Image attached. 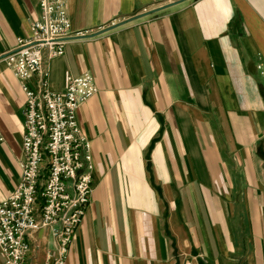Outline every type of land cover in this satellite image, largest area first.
<instances>
[{"label": "crops", "instance_id": "0c3cea01", "mask_svg": "<svg viewBox=\"0 0 264 264\" xmlns=\"http://www.w3.org/2000/svg\"><path fill=\"white\" fill-rule=\"evenodd\" d=\"M174 2L67 0L82 36L51 59L50 88L88 72L97 92L77 112L94 169L65 264H264V0ZM38 14L0 0V201L24 159L4 56ZM28 242L25 264L54 249L47 228Z\"/></svg>", "mask_w": 264, "mask_h": 264}, {"label": "built area", "instance_id": "2783aa9c", "mask_svg": "<svg viewBox=\"0 0 264 264\" xmlns=\"http://www.w3.org/2000/svg\"><path fill=\"white\" fill-rule=\"evenodd\" d=\"M66 4L38 0L30 35L17 38L15 49L4 56L21 82L25 103L19 181L0 201L1 264H25L28 237L42 228L54 239L43 264H65L92 193L90 141L77 112L97 92L94 78L88 72L68 75L63 91L52 90L49 81L51 59L64 53L68 40L82 36L72 30Z\"/></svg>", "mask_w": 264, "mask_h": 264}, {"label": "water", "instance_id": "95a60500", "mask_svg": "<svg viewBox=\"0 0 264 264\" xmlns=\"http://www.w3.org/2000/svg\"><path fill=\"white\" fill-rule=\"evenodd\" d=\"M175 3H177V2H174V3H170L169 5H167V6H170V5H172V4H175ZM161 9V8H160ZM160 9H158V10H160ZM158 10H156V11H158ZM115 26H117V25H115ZM115 26H111V27H108L107 29H105V30H109V29H111V28H113V27H115Z\"/></svg>", "mask_w": 264, "mask_h": 264}]
</instances>
